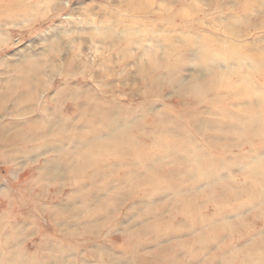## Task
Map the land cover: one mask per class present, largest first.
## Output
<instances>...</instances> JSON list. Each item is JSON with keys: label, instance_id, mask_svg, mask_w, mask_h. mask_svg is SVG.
<instances>
[{"label": "bare ground", "instance_id": "1", "mask_svg": "<svg viewBox=\"0 0 264 264\" xmlns=\"http://www.w3.org/2000/svg\"><path fill=\"white\" fill-rule=\"evenodd\" d=\"M19 2L0 0V22L15 19L22 11L16 9ZM209 46L169 41L140 46L133 67L137 84L148 89L137 95L138 103L85 96L75 104L81 127L71 128L66 153L50 167L61 177L53 196L57 202L42 207V189L19 198L30 211L49 213L54 234L23 252L19 264L25 259L37 264L90 259L100 264H264V95L240 86L252 74L237 72L244 69L238 55ZM120 54L131 58L129 50ZM250 60L259 67L255 74L264 93V55ZM184 61L194 64L191 74L180 69ZM70 67L64 62L59 70L63 80L72 78ZM16 68L17 78L0 92V112L21 92L13 110L25 105L20 114L27 116L34 111V89L42 84V63L29 57ZM165 92L180 99L166 102ZM154 100L170 110L158 109ZM146 114L153 122L145 126ZM38 128L28 122L4 145L52 138L51 131ZM63 133L64 126L58 134ZM55 151L63 153L62 144ZM64 186L78 202L59 201ZM14 217L25 225L20 214ZM127 217L134 226L125 225ZM117 231L120 249L111 242ZM78 249L83 254L71 256Z\"/></svg>", "mask_w": 264, "mask_h": 264}, {"label": "rangeland", "instance_id": "2", "mask_svg": "<svg viewBox=\"0 0 264 264\" xmlns=\"http://www.w3.org/2000/svg\"><path fill=\"white\" fill-rule=\"evenodd\" d=\"M19 1L16 9L25 13L16 12L13 21L0 22V92L17 78V65L29 57L40 58L43 77L40 87L34 89L31 114L21 115L25 105L13 110L16 95L21 92L8 98L0 112V264H19V258L24 261L23 252L33 250L42 236L54 234L49 213L30 211L19 198L37 196L42 189V207L57 202L53 196L61 177L58 170L50 167L66 153L71 128L81 127L75 104L85 102V96L98 102L115 98L117 101H110L138 103L141 98L137 95L148 89L145 83L137 84L139 78L133 67V62L140 59V46L169 41L185 47L208 42L212 51L238 55L244 69L237 72L252 74V80L245 79L240 86L264 95L260 89L263 81L255 74L259 67L250 60L252 55H264V0ZM114 46L117 47L113 49ZM120 49L129 50L131 58L122 59ZM64 62L71 63L69 80H63L59 72ZM180 69L187 75L195 66L184 61ZM164 99L175 103L180 98L165 92ZM154 102H158V109L170 110L168 104ZM28 122L38 123L41 131H51L52 138L5 146ZM141 122L146 126L153 119L146 114ZM62 126L64 133L59 135ZM84 127L86 130L88 124ZM61 144L63 153L56 152L55 147ZM61 200L78 202L79 197L64 186ZM16 214L26 219L25 225L16 220ZM126 222L127 227L135 224L129 217ZM111 242L121 248L118 231L111 233ZM62 251L69 255L65 247ZM70 254L80 257L83 249ZM25 260L22 264H37ZM78 264L100 263L90 259Z\"/></svg>", "mask_w": 264, "mask_h": 264}]
</instances>
